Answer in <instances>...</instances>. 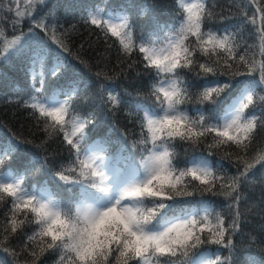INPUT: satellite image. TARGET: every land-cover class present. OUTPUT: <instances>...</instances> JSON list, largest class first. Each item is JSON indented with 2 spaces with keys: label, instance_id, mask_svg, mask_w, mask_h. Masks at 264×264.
<instances>
[{
  "label": "snow or ice",
  "instance_id": "1",
  "mask_svg": "<svg viewBox=\"0 0 264 264\" xmlns=\"http://www.w3.org/2000/svg\"><path fill=\"white\" fill-rule=\"evenodd\" d=\"M47 4L0 0V63L25 62L31 93L16 102L44 133L35 146L46 151L59 139L68 156L55 168L33 156L17 171L13 158L34 141H0V252L11 264H234L245 190L264 167V0L236 5L252 27L248 39L240 27L214 28L208 0H176L172 22L144 4L136 19L151 21L139 35L131 3L81 16L125 68L140 64L153 78L152 103L129 102L139 129L131 142L105 127L125 103L121 93L111 77L84 76L85 61L64 55L75 25H59L54 8L38 16ZM81 100L93 106L82 113ZM205 196L223 198L222 208Z\"/></svg>",
  "mask_w": 264,
  "mask_h": 264
},
{
  "label": "trees",
  "instance_id": "2",
  "mask_svg": "<svg viewBox=\"0 0 264 264\" xmlns=\"http://www.w3.org/2000/svg\"><path fill=\"white\" fill-rule=\"evenodd\" d=\"M131 2L137 5V11L134 10L132 12L138 25L137 34L139 35L141 32L146 33L151 17L136 19L140 0H132ZM143 2L144 4L155 5L154 14L161 22H172L179 17L176 0H143ZM208 3L216 13L212 25L214 28L224 25H230L233 29L240 27L243 30L245 38L248 39V34L252 31V27L242 22L241 9L236 6L240 3V0H208ZM50 8H54L58 24L62 25L63 28L68 29L75 25V29L71 32L69 38L71 55L68 53L64 55L68 56L69 59H73L78 55L85 61L84 65H80L73 59V63L78 64L84 76H91L96 71H102L106 77H111L106 83L115 85L117 91L121 93L125 103L105 127L115 128L116 132L114 136H118L120 132L127 133L128 138L132 141L136 138L139 129L136 127L135 121H130V118L127 116V113L131 111L129 102L140 99L145 104L152 103L151 97L148 95L149 84L153 79L152 76L145 72L140 64H137L134 70L125 68L118 60L115 46L109 49L99 31L84 24L78 16V10L75 11L69 7L67 1L48 0L47 7L39 10L37 15H43ZM249 14L251 15V9H249ZM27 24L26 22L23 26L24 32L28 31L29 26ZM144 25L146 26L143 27ZM11 34L9 32V36ZM41 38L46 39L43 33H41ZM249 43H251L250 39ZM53 47L55 46L53 45ZM122 70L127 74L126 76L122 75ZM136 72H139L140 75L136 76ZM189 79H192V77L189 76ZM17 81L19 79L13 76L11 63L8 61L6 64H0V128L9 129L14 136L21 139L27 138L34 141V144L27 145L26 148L22 146L18 156L13 158L11 162L12 168L24 169L25 165H21L24 162L21 155L26 154L28 150H37L39 153L36 152V154L40 157L47 156L49 165L55 168L61 161L66 160L68 152L61 146L59 139L55 142H49L46 146V151L35 146L43 139L44 133L35 126L33 119L29 116L28 109L16 102L17 98H20L21 101L28 98L27 91H23V88L26 90V83L19 90L15 83ZM91 91L92 89L88 90V92ZM87 94V92L81 93V97L84 98ZM78 103L83 113L87 112L94 102L89 100L85 104L81 100ZM193 106L188 105L189 108ZM255 181L256 183L251 190H245L247 201L241 205L242 210L246 209L248 222L244 225L243 234L236 238L237 251L234 256V264H264V167L256 169ZM204 198L214 201L218 211L224 204L221 197L205 196ZM0 212H3V209H0ZM2 219L3 217L0 216V220ZM249 234L256 237V240L252 241ZM22 243V238L13 239L11 246L19 249ZM11 259V257L0 252V264H11ZM52 259L54 258L45 257L42 264H51Z\"/></svg>",
  "mask_w": 264,
  "mask_h": 264
}]
</instances>
